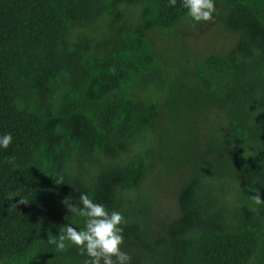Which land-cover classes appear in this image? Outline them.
<instances>
[{
	"label": "trees",
	"instance_id": "16d2710c",
	"mask_svg": "<svg viewBox=\"0 0 264 264\" xmlns=\"http://www.w3.org/2000/svg\"><path fill=\"white\" fill-rule=\"evenodd\" d=\"M214 2L0 0V264H83L82 193L130 264H264V0Z\"/></svg>",
	"mask_w": 264,
	"mask_h": 264
},
{
	"label": "clouds",
	"instance_id": "9594fccd",
	"mask_svg": "<svg viewBox=\"0 0 264 264\" xmlns=\"http://www.w3.org/2000/svg\"><path fill=\"white\" fill-rule=\"evenodd\" d=\"M176 2L177 0H169L172 6H175ZM182 6L197 24L211 22L216 10L214 0H182ZM12 139L10 133L0 136V147L7 149ZM9 163L15 166L14 158ZM55 181L58 184L64 182L62 177ZM255 193L250 196L253 211L256 210L255 206L264 204L259 190H255ZM14 197L16 194H9V199ZM79 199L81 206L73 204L68 198L62 203L72 214L83 218V227L78 229L71 224H65L59 227L58 235H48V244L54 245L56 251H65L69 245L75 246L80 255L87 257L83 264H130L131 256L122 250V225L126 224L123 214L116 210L109 211L104 204L94 202L87 194L82 193ZM27 203L28 201L21 197L14 206Z\"/></svg>",
	"mask_w": 264,
	"mask_h": 264
},
{
	"label": "rangeland",
	"instance_id": "374dc122",
	"mask_svg": "<svg viewBox=\"0 0 264 264\" xmlns=\"http://www.w3.org/2000/svg\"><path fill=\"white\" fill-rule=\"evenodd\" d=\"M203 38V37H202Z\"/></svg>",
	"mask_w": 264,
	"mask_h": 264
}]
</instances>
